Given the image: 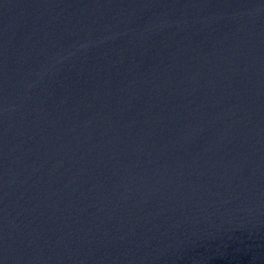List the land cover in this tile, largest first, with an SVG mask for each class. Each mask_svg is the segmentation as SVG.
I'll use <instances>...</instances> for the list:
<instances>
[{
    "label": "water",
    "instance_id": "1",
    "mask_svg": "<svg viewBox=\"0 0 264 264\" xmlns=\"http://www.w3.org/2000/svg\"><path fill=\"white\" fill-rule=\"evenodd\" d=\"M0 264H264V0H0Z\"/></svg>",
    "mask_w": 264,
    "mask_h": 264
}]
</instances>
